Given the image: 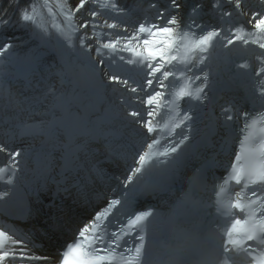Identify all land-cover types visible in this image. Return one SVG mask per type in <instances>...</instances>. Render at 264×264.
I'll return each instance as SVG.
<instances>
[{
    "label": "snow or ice",
    "instance_id": "6c2138e0",
    "mask_svg": "<svg viewBox=\"0 0 264 264\" xmlns=\"http://www.w3.org/2000/svg\"><path fill=\"white\" fill-rule=\"evenodd\" d=\"M16 2L19 3V0H16ZM226 2L233 4L239 15L246 14L240 7L241 0H226ZM89 3L93 7L85 8ZM259 3L264 6V0H259ZM55 6L65 17L72 32L81 33L79 37L81 48L90 52L91 46L86 45V42L89 40L95 42L96 54L101 57L100 64L104 63L103 57L109 53L114 56L117 52L127 51L137 58L136 60L129 58L127 62L130 64L137 63L145 68L147 76L155 77L156 73H160L155 81L160 88L170 87L164 83L170 76L175 79L182 78L181 85L171 86L173 90L168 95L172 99L165 101L166 115H170L172 111L167 108V105L169 103L174 104L176 99L188 97L201 102L207 99L206 94L201 95L207 86V75H204L202 79L200 76L195 77V79L201 80V85L193 91L189 86L192 78L185 76L183 70L177 72L175 70L176 65L173 64L174 61L180 60L184 64H191L196 61L203 64L207 59L203 53H208L209 49L214 48L216 44L228 47L237 42H240L243 46L252 43L260 49H264V11L251 14L250 19L247 21L250 29L244 25H238L234 29L228 28L227 35H221V32L224 31L223 28H204L195 20H191L181 28L177 19L181 5L177 3V0H169V6L171 9L176 10V15L165 16V10H161L155 22L140 23L131 34H128L125 27L123 29L124 35H116L114 39L101 40L100 35L95 31L97 28L116 29L118 25L109 23L107 18L103 19L102 23H98L96 17L101 15L104 9H111L115 13L123 12V9L118 6L115 0H78L75 6H71L68 0H56ZM151 6L156 7L155 4ZM200 7L202 6L196 5L192 9L193 16ZM218 7L219 0H216L213 8ZM38 8H46L52 16L57 14L53 11L50 0H30L28 5L19 10L20 21L29 26H38L37 18L40 14ZM82 9L90 19H84L83 14L77 17V13H81ZM232 15L233 13L230 11L222 13V17ZM77 21L80 22L77 23ZM9 23L10 20L5 18L3 12H0V28ZM53 27L57 28L61 34L64 33V29L60 25L54 24ZM197 29L200 30L197 31ZM42 30L46 31V29ZM104 35L110 37L112 34L105 33ZM246 36L253 37V39L249 40ZM69 45L71 46L70 36ZM11 47L10 43L0 46V57H4ZM102 50H107V52ZM181 51L184 53L182 58L180 56ZM119 58L122 61L125 60L123 55ZM258 59L264 64V53H261ZM241 67L247 68L248 65L243 64ZM165 68L166 70L162 71ZM260 72H264V67L259 69L257 75ZM108 82L122 85L132 93L137 92V87L129 86L128 79H122L116 74L108 76ZM153 82V79H146L145 88L150 87ZM115 90L117 89L114 88L113 91ZM260 94L264 97V84L261 85ZM164 95L159 90H155L142 99V102L146 105L153 106L146 109L147 117L156 115V110L161 107L160 99ZM224 111L226 113L225 120H232L231 109L226 108ZM176 115L179 116V120L173 125V128L169 129L172 119L165 122L164 118L161 117V120L154 124L153 120L147 119L136 110L128 113V116L132 117L134 122L146 129L147 134H159V131L165 129L170 132L174 131V128L181 127L183 122L191 119L187 114L180 115L177 112ZM244 129L245 135L240 145V153L236 155L235 163L230 165V175L224 180L223 184L214 189L217 196L215 201L217 214L224 218L223 223L216 229L218 244L214 253L219 258L214 259L213 251L202 248L197 250L196 254L199 259L195 264H232L234 257L242 254L250 258L249 264H264V114L255 119L245 114ZM257 132H259L258 136ZM24 134L21 133V135ZM67 140L71 143V136H68ZM159 143L160 141L153 136L152 142L145 146L148 151L139 155L136 161L138 166L133 168L131 175L126 176L123 181L124 187L127 188L129 184H133V178L136 177L133 188L128 189L121 199L111 200L104 210L94 215L90 223L82 226L77 231L75 239L67 243L62 250H58L59 259L56 264H189L183 259L185 250L182 247H172L165 244L158 248L155 253L150 252L146 247L149 242V228L159 214H154L151 210H132L138 197L153 194L151 191H142L138 187L144 176L151 171V167L156 166L152 164V160L163 156L166 159L159 160V164H168L169 160L175 162L171 154L177 153L178 147L173 146L163 152H158L154 150V146ZM0 153L7 156V163L0 166V182L11 185L16 173L20 171L18 165L21 160L17 158L21 157V151L0 144ZM60 159L63 161L62 174L77 170L78 166L74 167V160L68 153L61 154ZM6 176L7 178H5ZM69 178L64 177L65 181ZM230 182H234L235 185L240 187L233 189L232 201L225 211L222 210L219 197L225 192ZM64 190L67 191V187ZM9 194L8 190L0 191V201H3ZM121 200H123V204ZM254 205L256 207H253ZM117 206L120 207L117 208ZM112 209L124 211L126 215V219L119 226L118 231H110L111 221L108 220V217L112 214ZM232 209L238 211L233 212ZM203 239L206 241L208 236L205 235ZM17 245H20V247L17 248ZM37 246L30 235L19 238L16 229L6 230L0 228V264H3L6 260L8 264H24L26 260L54 259L53 257L36 256L31 249ZM9 257H11L10 260Z\"/></svg>",
    "mask_w": 264,
    "mask_h": 264
},
{
    "label": "rangeland",
    "instance_id": "374dc122",
    "mask_svg": "<svg viewBox=\"0 0 264 264\" xmlns=\"http://www.w3.org/2000/svg\"><path fill=\"white\" fill-rule=\"evenodd\" d=\"M115 1L117 3H122V6H118L123 9L125 15H122L123 12H121L119 17L108 19L109 23H116L118 27L116 29L101 27L104 29V34H112L110 37L100 35L101 40H105L107 38L114 39L116 35H124L123 29L125 27L128 30V34H131L135 27L140 23L155 22L158 13L161 10H165V16L176 15V10L171 9L169 6V0ZM181 2L182 0L177 1L179 4ZM153 4L158 6L151 10L145 9L148 5ZM219 4L218 10H220V15H222L223 12L232 11L235 15L245 21L250 19L252 13L264 11V6L259 3V0H241L240 7L246 13L245 15H239L234 8V5L227 3L226 0H219ZM140 6H143V9L140 8ZM85 8H88V6L86 5ZM109 12L110 9H107L106 13ZM114 14L118 13L114 12ZM48 15L50 17L49 23L51 22V39L53 41L52 49L53 52L56 51L59 56V58L49 60L51 62H47L46 71L53 74V79L49 80L47 83L43 82V84L39 86L38 81H41V79L44 81L46 78V76H43L42 74V64L36 62V59L32 61L30 58H25L22 55L23 50L29 48L34 41H39L41 43L39 48L44 44H48V42L44 40L49 39L50 36L43 33L39 26H31V33L26 38L25 36H22L18 41L20 46H16V51L20 54L16 57L8 56V54L5 55V57H2V61L8 63L10 65L8 67H12L4 68L0 65V138L5 134L17 135L19 132V129L17 128L18 125L25 127L29 124L36 123L40 127V132L34 134L32 137H27L26 139L28 140L26 143L22 144L20 142L17 145H13L10 149L20 150L22 158H33L34 155L30 156L31 153H28L27 150L32 147L33 150H36L37 152V148L39 147L42 139H45L47 134L49 136L51 134L50 137L54 136L51 143V155H53V159H56L57 157L54 155V152L56 147L62 146L60 136L62 135L63 126L58 125L56 127H52L51 129H47L45 126L49 123L57 121L58 119L64 118V105L70 104L71 101L79 106L78 109L75 110L76 113H84L87 115L86 121L87 123H90L91 127L95 128L94 131L99 132V125H96V122L101 119L104 114H109L112 118L115 117L119 120L123 119L130 122L128 125L127 123L120 121V126H129L131 128V125H135L137 128H143L140 124L134 122V119L128 116V113L136 110L149 119V117L146 116V111L143 110V107L147 105L142 102V99L146 98L148 93H152L155 90L150 92L152 85L145 88L146 77H149L147 79H150L151 77L146 75L147 70L139 66L137 63L130 64L127 62L129 58L133 60H136L137 58L132 56L127 51L117 52L114 56L109 53L103 57L104 63L100 64L99 61L101 60V57L97 56L95 53V42L93 40H89L86 42V45L91 46V51H86L88 58L87 61H92L93 63H85L83 61V57L73 54L69 45V39L67 40L65 37V32L61 34L57 28L53 27L54 24L60 25L57 21V15L52 16L49 13ZM77 15H79V13H77ZM180 15L181 14L177 16L179 24L181 19ZM229 17L230 16L221 17V28L223 27L225 30L230 28L228 21L230 22L231 19ZM100 21H98V23L103 22L102 20ZM23 24L27 27L26 29H28L27 24ZM80 34V32H72L71 37L74 36L76 40L79 41ZM71 44H73L72 40ZM220 49L226 51L224 47L222 48V45L220 46ZM102 51L107 52V50ZM121 55L125 57V60H120L119 57ZM57 72H59L60 78H57ZM19 74L21 76L20 78H18ZM112 74H116L122 79H128L129 86L137 87V92L132 93L128 90V88H125L122 85L109 83L108 76ZM37 75V83H33L34 77ZM82 84L86 85L85 89L88 90L83 94V101L79 102L77 100H73V98L81 91V89H79V91L75 93L76 89L79 86H82ZM7 87L10 88L6 89ZM31 87H33L34 90L33 95H31L32 92L29 91ZM114 88L117 90L113 91ZM40 89L42 91H40ZM102 92L106 94V101L104 104L101 102L98 103L100 93ZM84 102L87 103L88 106L86 108L88 109L85 112H81V105ZM112 110L116 112L114 116L112 115ZM94 114L97 115L93 118ZM107 126L115 127L117 124L112 125L110 123V125ZM105 127L106 126H101V130Z\"/></svg>",
    "mask_w": 264,
    "mask_h": 264
},
{
    "label": "bare ground",
    "instance_id": "6f19581e",
    "mask_svg": "<svg viewBox=\"0 0 264 264\" xmlns=\"http://www.w3.org/2000/svg\"><path fill=\"white\" fill-rule=\"evenodd\" d=\"M186 1H188L186 3L197 2L196 3L197 5L202 6L199 9L201 16H203L205 28H217V29L221 28L222 24L220 22V19L222 15L219 14L220 10H218V8L215 9L213 8V4L214 2H216L215 0H186ZM180 23L183 22L180 21ZM231 23L232 22H230V26ZM221 35H226V34L222 31ZM239 43L240 42L233 44L235 46L233 48H230V46L224 47L225 49L228 50V53H221L222 50L220 49L221 46L220 44H216L214 48H210L208 53H203V55L206 56L207 59L204 61L203 64H199L198 71L200 73L201 79L204 77V75H207L208 77L206 82L207 86L204 88V93L201 94V95L206 94L207 99L203 100L202 102L192 99L195 117L190 120L187 126L188 127L187 134L191 139L190 140L191 149H194L196 146L199 145V141L203 139L204 135L212 133L211 127L208 124L210 120H208L207 123L205 120L206 117L211 118L214 116L216 118V122L220 124V126L227 124V120H225V115H226L225 111L224 110L217 111V108H219V106L221 105L223 98L226 96V94H228L224 83V80H226L228 77H224L226 75V69H224L223 63L228 59L229 56L235 57L234 54H241V55L244 54V51L239 49ZM247 49L245 50V52H247L248 54L249 50ZM250 53L252 54V51H250ZM261 53H264V49H260L257 45L253 46V54H256L257 56L260 57ZM259 64L260 67H264V64L262 63ZM166 68L162 69V71L166 70ZM159 76L160 73H156L155 77L152 76L150 77V79H153L154 81L150 92L159 89L160 92L165 94L164 97L160 99L161 107L156 110V112L161 113L162 108L166 109L165 101L168 100L164 98L167 94L168 87L165 88L158 87L155 81H156V77ZM147 78L149 77H146V79ZM164 83L165 85L171 86L175 83V81L172 82L168 78V80H165ZM199 85H201V80H197L196 87ZM85 86L86 85L82 84V86H79L76 89L75 93L78 92L79 89H81V91L78 95H76L73 98V100H77L79 102L83 101L84 99L83 94L86 91H88L87 89H85ZM71 103L64 105V109H65L63 114L64 118L58 119L57 121L49 123L45 126V128L51 129L52 127H56L58 125L61 126L65 125L66 131L64 133L63 140L67 145V148L66 146L65 147L58 146L55 148V152L59 155V157H61V154L63 153H68L70 156L79 153L80 151H78V149L76 147H73L72 145L78 143L76 140L79 138V136H81L80 133L84 130L86 131H88L89 129L95 130V128L90 126V123H87L86 121L87 115L84 113L83 114L76 113L75 110L78 109L79 106L74 104L73 101H71ZM87 106L88 105L86 102L82 103L81 112H85L88 109L86 108ZM149 107H153V106H148V105L144 106L143 110L146 111V109ZM231 110H234V108L232 107ZM233 112H235V110ZM231 114L233 116L235 115L234 113ZM155 116L149 117V119L153 120ZM237 118H240V115L236 114L235 119ZM112 122H113L112 119L110 120L103 119L101 123H98L99 130L101 129V126L110 125V123ZM17 128L19 129L17 135L14 134L12 136H9L7 134L3 135L2 138L0 139V144L5 145V147L7 148H11L14 144L20 142L22 144L26 143L28 139H26V137L24 136L30 135L32 137L34 136V134L40 132V127L36 123L29 124L25 127L18 125ZM221 131H222L221 134L222 138L230 135L229 127L225 126V128H223V130ZM110 132L112 133V136L103 135V133L100 134L96 133L94 134V136L96 138L97 136L99 137L98 141L103 139L101 142L106 145L112 146L115 143L116 144L121 143L122 145V142H120L121 132H117L113 130H110ZM128 132H129L128 135L122 136V140H126L128 138H133L134 140L130 141L132 142L131 144L127 142L126 145L124 146L119 145L117 148V153H120L121 159H123L122 161H124L125 163V164H118L120 165V168L119 167L117 168L119 171L115 172V176L118 177V180H113V177L109 176V174H106L105 178H101L102 174H105V171L99 172L97 171V169L92 168L91 166L81 167L79 164L77 165L74 162V167L78 166L75 172L83 173L89 176H94L96 178L95 185L97 189L84 187V192L90 194L92 197L91 203H89L85 207H81L75 201H70L69 199L66 200L65 203L66 207L63 215L66 219H76V220L80 219L81 217L79 216L81 215L82 210L83 212L88 213L92 207L98 205L103 200L100 196L97 195L98 190L101 193L111 192L112 194L113 192L116 191L118 186L124 185L123 181L125 180L126 176L131 175V170L138 166L136 164V161L138 160L139 155L144 153L143 149L145 148L146 141L150 136V134H147L146 129L140 127L134 130L133 129L129 130ZM21 133H25V134L21 135ZM68 136H71L72 138L71 143H69L67 140ZM94 136L91 137V141H93ZM173 138L179 139L178 136H173ZM89 140L90 139H88L87 142ZM104 144L102 148L105 147ZM50 149H51V143L49 141V138L47 140V143H45L44 145H42L41 143L39 145V147L37 148V152L36 150H33L32 147H30V149H28L27 152L31 153L30 156L34 155V158L32 160L31 158L28 159L27 157L22 158V155L21 157L17 158L18 160H21V163L18 165L20 171L16 173L18 179L13 180V183L11 185L0 182V191L8 190L10 193L11 190L18 189L26 193L30 202L29 207L32 210V214L36 216L40 215L39 217H31L27 221H21V222L17 221V219L14 218V221L18 223L19 222L22 223L27 228L28 226L34 227L35 224L47 226L48 224L54 221L52 220V217L50 216L46 217L44 214L49 211L52 212L55 209L54 200L57 199L58 197H61V195H58L60 191L59 188H62L61 185H64V187H67V189L70 190H77L79 188V187L75 188V186L77 185H75V183L71 180H67L65 183H63L62 177L67 174V173L62 174L63 161H57L55 162V164L49 165V159L46 157V153L49 152L51 153ZM41 150H43L44 156L40 158L39 156H41V154L43 153L42 152L40 154ZM186 156L187 159H189L191 162L195 161V157L189 151H186ZM6 163H7V156L5 154H0V166ZM108 164L110 163L105 164L103 170L109 169ZM113 165H111V167ZM44 166H47L49 170L43 169ZM81 168H85V169L82 170ZM75 172H68V174ZM53 176L58 177L57 179H59V184H60L59 187L58 184H56L57 181L54 182L52 181ZM43 177H45L46 180L42 181L41 179ZM5 178H7V176ZM105 179H107V182L110 184V187L105 183ZM211 186L212 185L210 184V187ZM103 188H106L108 190ZM44 195H46L49 198H44ZM16 247L19 248L20 245H17ZM3 264H8V261L7 260L4 261ZM24 264H33V262L32 260H26Z\"/></svg>",
    "mask_w": 264,
    "mask_h": 264
},
{
    "label": "trees",
    "instance_id": "16d2710c",
    "mask_svg": "<svg viewBox=\"0 0 264 264\" xmlns=\"http://www.w3.org/2000/svg\"><path fill=\"white\" fill-rule=\"evenodd\" d=\"M118 1V0H117ZM51 5L53 7V11L56 12L57 14V21L61 25V27L64 29L65 32V37L67 40L69 39V36H72V30L71 28L68 27V22L65 20V17L58 11L56 8V0H50ZM116 2V1H115ZM119 2V1H118ZM30 3V0H19V3L16 2V0H0V12H3L5 14V18L10 20V23L2 28H0V46L10 43L12 45L11 48H9L8 53H5V55L8 54V56H18L20 53L16 51V46H20L18 43L19 39H21L22 36H25V38L31 33V26L27 27L23 24V22L20 21V12L19 10L28 5ZM68 3L71 6H75L78 3V0H68ZM117 3V2H116ZM118 5L122 6V3H117ZM88 8L93 7L91 3L87 4ZM107 9H104L102 11L101 15H98L96 17V21H100L105 19L107 16V19L110 18H115L119 17V14H114V11L110 9L109 13H106ZM39 11V16L37 18V25L41 29H46V31L42 30L43 33L48 34L50 37L49 39H45L44 41H47V45H43L42 47L39 48V45L41 46V43L39 41H34L32 45L23 50L22 55L25 58H30L32 61L36 59V62L41 63V68H42V74L43 76H46V78L41 79V81H38L39 86H41L44 83H47L49 80H52L53 74H50L49 71H46L47 68V62H51L49 60H54L59 58L57 52H53V41L51 39V22L49 23L50 17L46 11V8H38ZM82 13H79L77 17H79L81 14H83L84 19H90V17L85 13L84 10L81 11ZM45 21V22H43ZM80 22V21H77ZM101 22V21H100ZM104 29L101 27L97 28L95 31L99 35H104ZM42 40V39H41ZM72 43L71 44V50L74 55L83 57V61L85 63H93L92 61H87V52L84 50V48L80 47L79 41L76 40V38L73 36L71 37ZM15 43V44H14ZM96 46V44H95ZM96 48V47H95ZM15 51H14V50ZM12 51V52H11ZM96 53V51H95ZM97 55V54H96ZM5 57V56H4ZM0 65L3 66L4 68H11L8 67L10 66L8 63L2 61V57H0ZM61 65V62H60ZM53 70V69H52ZM89 70V69H88ZM87 70V71H88ZM64 75V74H63ZM57 78H60L59 72L56 74ZM37 78L38 75L34 77V83H37ZM36 85V84H35Z\"/></svg>",
    "mask_w": 264,
    "mask_h": 264
}]
</instances>
